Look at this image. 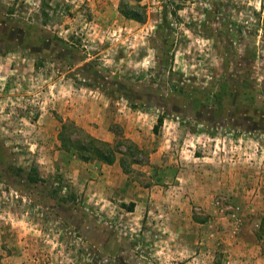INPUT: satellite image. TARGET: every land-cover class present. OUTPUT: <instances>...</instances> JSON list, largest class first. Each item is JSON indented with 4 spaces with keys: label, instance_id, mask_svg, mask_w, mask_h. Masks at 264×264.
Listing matches in <instances>:
<instances>
[{
    "label": "rangeland",
    "instance_id": "1",
    "mask_svg": "<svg viewBox=\"0 0 264 264\" xmlns=\"http://www.w3.org/2000/svg\"><path fill=\"white\" fill-rule=\"evenodd\" d=\"M119 2L0 0V264H264V0Z\"/></svg>",
    "mask_w": 264,
    "mask_h": 264
},
{
    "label": "trees",
    "instance_id": "2",
    "mask_svg": "<svg viewBox=\"0 0 264 264\" xmlns=\"http://www.w3.org/2000/svg\"><path fill=\"white\" fill-rule=\"evenodd\" d=\"M119 11L123 16L140 22L144 21L147 15L141 0H120ZM60 122L58 133L60 146L65 150H73L82 161L101 160L107 164L119 161L125 173H130L133 165L143 163L140 157L144 152L124 135L110 143L88 133L74 121ZM162 123L163 117L159 116L153 129L157 131ZM133 206L134 203H131L128 210L132 211Z\"/></svg>",
    "mask_w": 264,
    "mask_h": 264
},
{
    "label": "crops",
    "instance_id": "3",
    "mask_svg": "<svg viewBox=\"0 0 264 264\" xmlns=\"http://www.w3.org/2000/svg\"><path fill=\"white\" fill-rule=\"evenodd\" d=\"M101 136V135H100ZM96 137H99V135L98 136H96ZM100 138V137H99ZM103 139H105L106 141H111L112 140V138L108 135V134H105V138H103Z\"/></svg>",
    "mask_w": 264,
    "mask_h": 264
}]
</instances>
